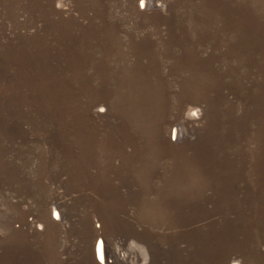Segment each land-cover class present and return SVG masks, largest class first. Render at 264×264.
<instances>
[{"label":"rangeland","instance_id":"obj_1","mask_svg":"<svg viewBox=\"0 0 264 264\" xmlns=\"http://www.w3.org/2000/svg\"><path fill=\"white\" fill-rule=\"evenodd\" d=\"M98 231L264 264V0H0V264H100Z\"/></svg>","mask_w":264,"mask_h":264},{"label":"bare ground","instance_id":"obj_2","mask_svg":"<svg viewBox=\"0 0 264 264\" xmlns=\"http://www.w3.org/2000/svg\"><path fill=\"white\" fill-rule=\"evenodd\" d=\"M58 213H55V216L57 217ZM101 234V231H98L97 238L94 241V246H93V252L100 264H109V260L106 257V253L104 251V244L102 239L98 237Z\"/></svg>","mask_w":264,"mask_h":264}]
</instances>
